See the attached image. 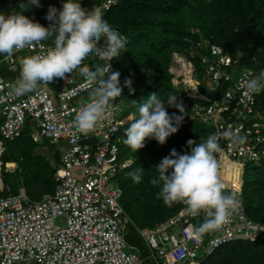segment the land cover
I'll list each match as a JSON object with an SVG mask.
<instances>
[{
  "label": "built area",
  "instance_id": "obj_1",
  "mask_svg": "<svg viewBox=\"0 0 264 264\" xmlns=\"http://www.w3.org/2000/svg\"><path fill=\"white\" fill-rule=\"evenodd\" d=\"M53 1L61 7V0ZM116 2L81 0L82 7L90 10L93 4H97L104 14ZM49 23L47 21L46 26ZM111 25L124 38L125 44V32ZM42 43L47 46L51 41ZM202 45L210 50L213 57L208 54L202 56L203 63L207 65L210 86L216 89L222 80L233 82L221 100L215 92L203 96L208 105L198 107L195 114L210 121L216 132L231 126L232 131L247 137L246 142L238 146L224 139L219 141V167L224 157L257 162L264 156V115L255 111L258 93L248 94L244 80L264 67L260 70L252 67L226 69L224 65L231 64L232 59L224 48L214 43L203 42ZM40 50V46L36 45L15 52L11 58L0 57V174L3 164L1 155L6 149L4 141L18 138L27 124L35 141L42 138L65 141L60 148L62 164L54 174V191L43 193L39 200L31 199L24 187L16 194L4 196L0 193V264H143L139 248L127 241L125 229L129 223L143 238L155 264H203L224 243L237 239L256 241L264 233V223L248 217L243 197L238 192H235L237 202L226 223L206 236L194 235L195 227L204 219L203 213L193 216L183 204L175 215L157 226L140 229L121 204L122 186L111 182L132 162L131 159L121 160V148L117 143L118 133L125 122L117 113L107 112L95 130L86 136L76 132L72 125L77 110L88 101L76 105L75 99L84 95L89 97L95 83L83 81L78 68L72 74L66 73V78L56 77L23 96L8 95L10 84L19 75L22 59ZM115 57L110 60L113 71H116ZM187 63L194 80L189 86L198 91L194 66L189 60ZM98 65L108 66L111 70L108 60L96 57L89 58L81 67L94 70ZM121 97L115 98V102L120 103ZM247 118L254 119L251 123L253 127H246L243 120ZM188 119L189 116L184 114L182 124ZM5 165L9 172L17 168L16 162ZM218 175L226 191L227 180L219 174V170ZM60 217L64 218L63 223L57 221Z\"/></svg>",
  "mask_w": 264,
  "mask_h": 264
},
{
  "label": "trees",
  "instance_id": "obj_2",
  "mask_svg": "<svg viewBox=\"0 0 264 264\" xmlns=\"http://www.w3.org/2000/svg\"><path fill=\"white\" fill-rule=\"evenodd\" d=\"M19 2L20 0H0V12L20 11ZM41 4L42 7L24 10L23 14L46 26L45 13L48 7L55 5L59 8V4L53 0H41ZM104 18L127 35L125 47L120 48L119 55L114 60L123 87L120 99L122 115L119 118L125 122L118 133L117 143L123 160H132L128 165L129 173L140 167L144 170L139 183H134L129 173L121 182L125 197L123 207L135 224L136 219L147 227H155L175 215L182 203L167 206L157 197L159 185L150 183L157 175L154 166L168 156L172 149L181 154L190 153L187 140L200 142L216 132L210 121L204 120L202 115L195 112L198 107L208 105L203 96L215 92L221 100L225 90L233 82L222 80L216 89L210 86L207 65L203 63L202 56L212 55L202 43H214L224 48L232 59L231 64L224 65L226 69L263 68L264 0H117L104 14ZM174 53L183 54L192 62L198 91L191 90L192 93L186 95L172 82L174 75L170 68ZM125 78L132 79L134 92L124 86ZM152 92H157L161 98H166L170 92L180 97L185 107L184 114L189 119L167 138L165 144L160 145L155 139H146L145 146L138 152H133L122 142L124 129L131 122L129 117L136 114L137 103ZM124 105H129V109L124 110ZM254 109L264 115V90L256 95ZM167 111L170 115L180 114L174 107H169ZM253 120L247 118L243 121L247 124L246 127H253ZM1 123L2 119L0 125ZM262 130L264 131V127ZM44 146H47L48 153L40 150ZM5 147L1 155L2 195L16 194L24 187L31 199L39 200L43 193L54 191V174L61 163V153L55 144L48 139L35 141L31 136V127L27 124L18 138L5 141ZM219 155L220 152L216 154L217 160ZM248 161L252 160L243 163ZM7 162H17V168L13 172L7 171ZM253 162L257 166L251 175L245 176L243 192L239 193L243 197L248 217L264 223V156ZM238 163L242 161L224 157L223 164L218 169L219 174L227 180V192H236L234 183L237 178L233 169ZM129 227L132 232L127 235L128 243L139 248L143 264L146 260L155 264L151 257L144 258L149 255L146 244L135 231V226L129 223ZM203 264H264V233L256 241L237 239L224 243Z\"/></svg>",
  "mask_w": 264,
  "mask_h": 264
},
{
  "label": "clouds",
  "instance_id": "obj_3",
  "mask_svg": "<svg viewBox=\"0 0 264 264\" xmlns=\"http://www.w3.org/2000/svg\"><path fill=\"white\" fill-rule=\"evenodd\" d=\"M18 6L20 11L0 12V57L11 58L15 52L36 45L41 50L22 59L19 75L10 84L8 95L23 96L56 77L66 78V73L72 74L79 68L80 78L94 82L95 87L90 90L88 101L77 110L72 125L76 132L88 135L107 112H119L120 103H116L115 98L122 96L120 73L112 70L110 60L125 47L124 38L104 18V12L97 4L89 10L82 7L81 0H61L60 8L48 7L45 13V19L50 22L48 26L23 14L24 10L42 7L41 0H20ZM49 40L51 43L47 46L42 43ZM91 57L108 60L111 70L101 65L94 70L81 67ZM132 83L131 78H125L124 86L130 92H134ZM244 88L248 94L264 90V69L246 77ZM137 104L136 114L129 117L131 122L124 129L122 140L133 152L142 149L146 139L165 144L184 120L185 107L174 93L161 98L157 92H152ZM169 107L178 109L180 114L170 115ZM221 139L238 146L244 144L247 137L232 131L229 126L200 142L189 139L190 153L181 154L172 149L154 166L157 175L150 180L152 185H159L156 195L165 205L182 203L193 216L203 213V221L194 229L197 237L226 223L237 202V194L226 192L218 175L216 154L221 151ZM143 171L140 167L129 173L134 183L141 181Z\"/></svg>",
  "mask_w": 264,
  "mask_h": 264
},
{
  "label": "rangeland",
  "instance_id": "obj_4",
  "mask_svg": "<svg viewBox=\"0 0 264 264\" xmlns=\"http://www.w3.org/2000/svg\"><path fill=\"white\" fill-rule=\"evenodd\" d=\"M192 54V53H191ZM192 56V55H191ZM189 55V57H191ZM193 57V56H192ZM178 59V60H177ZM182 59V60H180ZM185 60V62L187 63L188 59L185 57V55L183 54H178V53H174V56H173V61H172V64H171V67L172 70L171 72L173 73V79H172V82L174 83V85L176 87H178L179 89H181L183 91V93H185L186 95L192 93V88L189 86L190 83H192V81H194L191 77H192V69L190 67H188V69L186 70H183L182 71V68L180 65L181 63ZM190 66V65H189ZM184 72V73H183ZM189 72V73H188ZM190 75V76H189ZM188 77V78H187ZM190 78V79H189ZM191 81V82H190ZM87 95H84V96H81L77 99H75V103L76 105H82L86 100L89 99V97H87ZM124 108V110L126 109H129V105H124L122 106ZM118 115H122V112H118L117 113ZM250 118V117H249ZM41 151H43L44 153H48V148L47 146H44L40 149ZM122 155V152L120 154V158L121 160L124 159V157ZM16 164L18 165V163L16 162ZM257 166V164L253 161H248L247 163H238L237 164V167L235 169H233V171L235 172V176L237 178V180L235 181V191L236 192H243V187H244V178L246 175H251L252 172L254 171L255 167ZM130 169L128 167V165L126 167H124L122 169V171L117 174L112 180L111 182L115 185V184H120L121 185V182L124 181L125 178H127V174L129 173ZM121 201V204L123 205V203L125 202V197L124 195L121 197L120 199ZM59 223H63L64 221V218L63 217H60L58 218L57 220ZM136 224L137 226L140 228V229H145L147 228V226H145L141 220H136ZM137 231V230H135ZM174 231H177V228H174ZM129 232H132L130 227L127 226L126 229H125V234H126V237L127 235L129 234ZM138 232V231H137ZM147 248V246H146ZM148 249V248H147ZM127 250L129 251L130 248L128 247ZM141 252V251H140ZM149 252V250H148ZM150 256L148 255L147 257H144V258H149ZM20 264H23V263H20ZM145 264H153L151 260H146L145 261Z\"/></svg>",
  "mask_w": 264,
  "mask_h": 264
},
{
  "label": "crops",
  "instance_id": "obj_5",
  "mask_svg": "<svg viewBox=\"0 0 264 264\" xmlns=\"http://www.w3.org/2000/svg\"><path fill=\"white\" fill-rule=\"evenodd\" d=\"M1 139H2V138H1ZM1 139H0V140H1ZM43 139H47V138H42V140H43ZM42 140H41V141H42ZM48 140H49V139H48ZM6 141H11V140H6ZM37 142H39V141H37ZM51 142H52L53 144H55V145L57 146V148L60 150V153H61V156H60V162H61V163H60V165H61V164H62V160H61V159H62V151H61L60 148H61L62 145L65 144V141H60V142H54V141H51ZM4 143H5V141H4ZM59 167H60V166H59ZM0 177H1V179H2L1 174H0ZM2 182H3V180H2ZM0 184H1V183H0ZM1 186H3V185H1Z\"/></svg>",
  "mask_w": 264,
  "mask_h": 264
},
{
  "label": "bare ground",
  "instance_id": "obj_6",
  "mask_svg": "<svg viewBox=\"0 0 264 264\" xmlns=\"http://www.w3.org/2000/svg\"><path fill=\"white\" fill-rule=\"evenodd\" d=\"M177 60H178V59H177ZM180 60H182V59H180ZM180 66L183 67V68H182V71H183V70H186V69H188V67H190L189 64L185 62V60L181 63ZM183 73H184V72H183ZM188 73H189V72H188ZM189 76H190V75H189ZM187 78H188V77H187ZM189 79H190V78H189Z\"/></svg>",
  "mask_w": 264,
  "mask_h": 264
},
{
  "label": "water",
  "instance_id": "obj_7",
  "mask_svg": "<svg viewBox=\"0 0 264 264\" xmlns=\"http://www.w3.org/2000/svg\"><path fill=\"white\" fill-rule=\"evenodd\" d=\"M0 183H1V185H3V182H2V179H1V177H0Z\"/></svg>",
  "mask_w": 264,
  "mask_h": 264
}]
</instances>
